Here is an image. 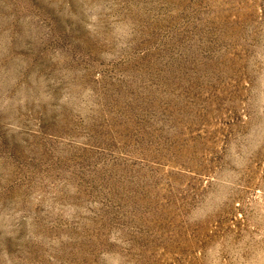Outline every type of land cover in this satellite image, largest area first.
Instances as JSON below:
<instances>
[{"label":"rangeland","instance_id":"obj_1","mask_svg":"<svg viewBox=\"0 0 264 264\" xmlns=\"http://www.w3.org/2000/svg\"><path fill=\"white\" fill-rule=\"evenodd\" d=\"M0 264H264V0H0Z\"/></svg>","mask_w":264,"mask_h":264}]
</instances>
